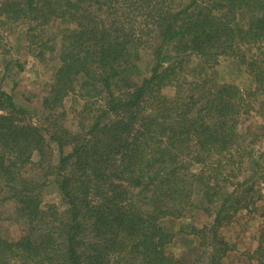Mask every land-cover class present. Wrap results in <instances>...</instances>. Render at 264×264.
I'll use <instances>...</instances> for the list:
<instances>
[{
  "label": "trees",
  "instance_id": "trees-1",
  "mask_svg": "<svg viewBox=\"0 0 264 264\" xmlns=\"http://www.w3.org/2000/svg\"><path fill=\"white\" fill-rule=\"evenodd\" d=\"M2 25L57 65L47 127L0 85V206L22 225L0 227V264H264V125H246L264 92V0H0ZM219 56L254 88L217 82ZM48 184L61 204L43 202ZM197 211L211 218L191 225L198 263L170 251V223ZM247 214L262 219L239 248L224 230Z\"/></svg>",
  "mask_w": 264,
  "mask_h": 264
},
{
  "label": "rangeland",
  "instance_id": "rangeland-1",
  "mask_svg": "<svg viewBox=\"0 0 264 264\" xmlns=\"http://www.w3.org/2000/svg\"><path fill=\"white\" fill-rule=\"evenodd\" d=\"M9 27V25L0 26V85L6 92L14 96L15 101L19 105L26 107L27 112L23 114L26 122L47 127L50 124L46 117L51 116V114L41 106V101L52 83L57 65L56 56L47 54L43 59L37 57L34 54V50L28 47L24 36L21 35V28ZM148 60L146 62L142 59L141 62L145 72H147L149 67ZM212 71V76L217 82L235 84L245 93L254 88L253 79L246 66L236 58L219 56ZM252 103L255 108L250 112V118H248L246 125H251V123L253 126L259 123L264 125V92H261ZM78 106L71 98L65 100L63 123L71 130L77 129L78 112L76 107ZM51 143L53 147L52 158L57 162L59 150L56 143ZM257 149L264 151V138L257 144ZM34 158L37 159L36 153ZM257 188L264 194L263 182L259 183ZM42 199L45 203L58 202L61 204L59 191L54 184H48L45 187ZM263 203L264 200L259 204ZM11 210H13V204L10 201L3 202L2 206H0V227L14 237V235L20 233L22 225L10 217L12 214ZM190 215L170 223L171 227H175V232L182 229L181 232L175 234V242L170 247V251L177 257L200 262L202 254L206 253L208 247H206V242L201 246V240L196 238L191 232V225L202 227L203 224L209 223L211 218L202 211L193 212ZM261 219L262 217L260 216L253 217L247 214L242 223L237 221L226 228L224 230L225 236L230 241L237 243L239 248L253 246L255 238L252 231L257 229ZM244 260L243 256L232 252L226 264H245Z\"/></svg>",
  "mask_w": 264,
  "mask_h": 264
}]
</instances>
